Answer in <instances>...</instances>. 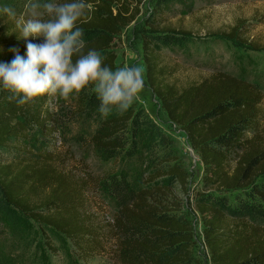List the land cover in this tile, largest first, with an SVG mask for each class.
Returning <instances> with one entry per match:
<instances>
[{"label":"trees","instance_id":"16d2710c","mask_svg":"<svg viewBox=\"0 0 264 264\" xmlns=\"http://www.w3.org/2000/svg\"><path fill=\"white\" fill-rule=\"evenodd\" d=\"M85 2L90 9L79 22L86 42L84 53L98 51L105 57V65L115 70L114 42L138 17L142 0ZM7 19L0 11V27ZM240 23L232 28L231 36L238 37L240 27L245 26V22ZM166 33L154 36L152 41L180 49L193 41L184 34ZM11 42L0 37V62L10 63L15 58ZM244 44L252 46L248 40ZM19 54L27 59L24 52ZM144 63L147 82L162 109L186 133L201 158L206 189L219 191L218 195L199 192L195 196L211 264H264V150H259L256 143L264 121L262 89L257 83L225 73L179 87L170 82L172 69L163 64L148 39ZM74 94L72 118L80 119L88 130L87 135H79V141L92 145L98 159L105 163L120 159L126 161L123 165H129L139 154L142 137L143 150L151 163L157 159L168 163L159 169L153 164L152 176L140 191L131 188L130 174L124 169L107 174L99 183L117 212L111 226L116 242L115 264H199L193 253L196 242L192 224L182 213V203L169 196L175 183L186 189L189 179L187 169L169 150L171 140L169 144L163 131L135 103L123 114L102 117L100 101L91 88ZM10 95L0 84V148L10 149L13 143L28 140L30 124L38 129L40 144L52 146L58 140L62 118L55 113L51 97L45 95L34 103L17 105L9 100ZM248 134L252 135L250 140ZM159 146L166 148L161 158L154 152ZM238 149L242 153L232 168L230 157ZM160 178L163 180L157 182ZM83 206V190L72 176L52 164L47 151L19 161H0V208L63 235L82 259L89 260L104 246L100 234L84 216Z\"/></svg>","mask_w":264,"mask_h":264},{"label":"rangeland","instance_id":"374dc122","mask_svg":"<svg viewBox=\"0 0 264 264\" xmlns=\"http://www.w3.org/2000/svg\"><path fill=\"white\" fill-rule=\"evenodd\" d=\"M53 2L59 4L65 0ZM28 3L29 0H0L2 8L11 7L17 16L24 15L25 19L31 18L26 9ZM139 10L136 20L123 29L114 42L116 66L139 65L143 69L145 89L135 102L136 108L145 110L169 139V144L171 140L169 150L189 173L186 189L175 183L169 196L182 203V213L192 224L196 242L193 253L199 264H211L204 242L202 220L195 208V196L199 192L218 195L219 191L206 189L200 156L192 148L186 133L169 120L147 82L145 40H149L151 48L160 55L163 64L172 69L170 82L179 87L200 83L217 73H225L257 83L264 94V0H142ZM40 11L38 18L46 20V12L43 9ZM241 21L245 22V26L240 27L238 37L231 36L232 28L240 25ZM168 31L184 34L193 41L185 49L164 47L152 41L154 36ZM0 37L12 41L10 51L15 48L26 56L29 41L34 44L44 42L43 37H30L28 40L20 38L15 20L9 17L1 22ZM246 40L252 42V46L244 44ZM51 102L55 113L62 118L58 140L52 146L40 144L39 131L30 124L29 139L13 143L10 149L0 148V161H19L47 151L52 156V164L60 172L72 176L83 190V214L100 234L104 247L89 260L82 259L71 241L63 235L22 214L10 215L0 208V264H115L116 242L111 226L117 212L114 201L103 193L99 183L107 174L124 169L130 174L131 188L140 191L146 187L147 178L152 176V165L159 169L168 163L163 164L164 161L157 159L152 164L151 158L143 150L145 142L142 137L139 141V154L136 159L128 162L129 165H123L126 161L120 159L109 163L101 161L95 156L92 145L79 141V135H87L88 130L80 119L72 118L70 111L74 109L75 94H71L68 100L56 95L51 97ZM260 130L262 133L256 143L259 150H264V121ZM247 138L250 140L252 135L248 134ZM24 150L29 153H23ZM165 150L164 146H159L154 152L161 158ZM241 153V149H238L235 154H231L232 168L238 160L237 155ZM261 179H264V174ZM162 180L160 178L157 182ZM227 195L233 198V195Z\"/></svg>","mask_w":264,"mask_h":264},{"label":"clouds","instance_id":"9594fccd","mask_svg":"<svg viewBox=\"0 0 264 264\" xmlns=\"http://www.w3.org/2000/svg\"><path fill=\"white\" fill-rule=\"evenodd\" d=\"M26 9L31 18L17 16L11 7L0 9L15 20L20 38H44L41 44L27 43V59L13 48L15 58L10 63L0 62V84L12 93L9 100L17 105L34 103L45 95L68 100L71 94L91 88L100 101L98 111L102 117L123 114L134 105L145 89L143 69L133 65L113 70L98 51L84 53L86 42L79 22L90 9L85 0L59 4L29 0ZM41 9L48 19L38 18Z\"/></svg>","mask_w":264,"mask_h":264}]
</instances>
